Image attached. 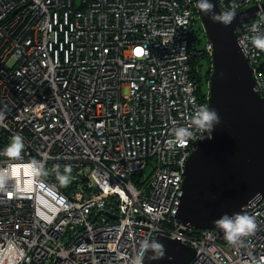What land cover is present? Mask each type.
<instances>
[{
  "label": "built area",
  "instance_id": "obj_1",
  "mask_svg": "<svg viewBox=\"0 0 264 264\" xmlns=\"http://www.w3.org/2000/svg\"><path fill=\"white\" fill-rule=\"evenodd\" d=\"M217 4L257 7L235 33L264 97L251 43L264 0ZM198 24L194 0H0V153L24 144L18 159L0 154V264H132L159 236L192 248L190 264H264V196L243 208L257 228L236 246L174 218L204 133L177 143L172 131L207 107L190 64ZM33 160L47 175H31Z\"/></svg>",
  "mask_w": 264,
  "mask_h": 264
},
{
  "label": "water",
  "instance_id": "obj_2",
  "mask_svg": "<svg viewBox=\"0 0 264 264\" xmlns=\"http://www.w3.org/2000/svg\"><path fill=\"white\" fill-rule=\"evenodd\" d=\"M194 3L211 45L206 108L215 109L220 122L211 131V139L204 131L187 159L174 218L186 226L215 229L213 222L222 215L243 214L245 206L264 196V97L256 91L235 33L255 17L257 7L235 13L226 26L211 18V13L224 14L217 0H211L210 13L199 7L198 0ZM258 69L264 70V59ZM151 240L164 246L165 256L152 260L148 253L144 264H190L192 248L163 236Z\"/></svg>",
  "mask_w": 264,
  "mask_h": 264
},
{
  "label": "clouds",
  "instance_id": "obj_3",
  "mask_svg": "<svg viewBox=\"0 0 264 264\" xmlns=\"http://www.w3.org/2000/svg\"><path fill=\"white\" fill-rule=\"evenodd\" d=\"M198 5L206 13H210L212 8L211 0H198ZM233 16L234 14L232 12H226L222 15L211 13L213 22H222L226 26L231 23ZM251 43L254 48L264 50V33L255 35L251 39ZM189 122L191 127L180 126L172 130L177 143H183L188 140L192 134V128L206 131L208 133L207 138L211 139L210 133L214 126L219 124L220 117L215 109L201 107L189 116ZM204 138L205 137L203 136L202 139ZM23 148V139L17 135L13 137L11 143L0 154L9 158L18 159L20 158ZM29 171L34 178L47 175L44 171V164L37 160L31 162L29 165ZM57 171L59 172V169H57ZM64 171L70 172L71 169L70 167H65ZM8 178L7 172H0V188H3L7 184ZM60 179L63 183H68L66 176H60ZM213 223L217 228L222 230L226 242L232 246L241 243L244 237L253 234L257 228L256 221L253 217L241 213H234L232 215L225 213ZM148 253H151L150 255H147L148 258L159 260L164 258L165 249L161 243L155 240L145 239L140 243L138 254L132 261V264H144L146 254Z\"/></svg>",
  "mask_w": 264,
  "mask_h": 264
},
{
  "label": "trees",
  "instance_id": "obj_4",
  "mask_svg": "<svg viewBox=\"0 0 264 264\" xmlns=\"http://www.w3.org/2000/svg\"><path fill=\"white\" fill-rule=\"evenodd\" d=\"M205 37L204 31L200 24L197 25L196 33L193 36L194 44L192 45L193 55L190 61L191 66L193 67V75L196 78L197 82V95L200 98L201 102H206V92L207 89L205 86L206 81L208 80V67L210 64V59L208 55L204 53L205 41L202 44V38Z\"/></svg>",
  "mask_w": 264,
  "mask_h": 264
},
{
  "label": "rangeland",
  "instance_id": "obj_5",
  "mask_svg": "<svg viewBox=\"0 0 264 264\" xmlns=\"http://www.w3.org/2000/svg\"><path fill=\"white\" fill-rule=\"evenodd\" d=\"M204 41H205V37L202 38V44L204 43ZM207 85H208V80H207L206 83H205V86H207ZM206 89H207V87H206Z\"/></svg>",
  "mask_w": 264,
  "mask_h": 264
}]
</instances>
